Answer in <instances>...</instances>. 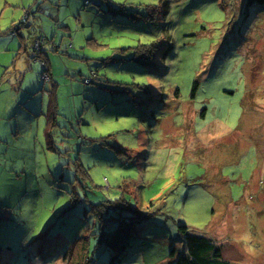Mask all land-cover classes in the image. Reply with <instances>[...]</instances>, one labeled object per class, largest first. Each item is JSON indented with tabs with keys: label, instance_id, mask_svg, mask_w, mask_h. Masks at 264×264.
Returning <instances> with one entry per match:
<instances>
[{
	"label": "rangeland",
	"instance_id": "rangeland-1",
	"mask_svg": "<svg viewBox=\"0 0 264 264\" xmlns=\"http://www.w3.org/2000/svg\"><path fill=\"white\" fill-rule=\"evenodd\" d=\"M90 1L0 0V264H69L92 204L130 223L117 264H174L186 235L264 264V5ZM98 237L77 264L110 262Z\"/></svg>",
	"mask_w": 264,
	"mask_h": 264
},
{
	"label": "trees",
	"instance_id": "trees-1",
	"mask_svg": "<svg viewBox=\"0 0 264 264\" xmlns=\"http://www.w3.org/2000/svg\"><path fill=\"white\" fill-rule=\"evenodd\" d=\"M92 4L96 3L100 6L99 2H93L90 0H86V3ZM248 5H253L254 3L263 4L264 0H248ZM88 6V5H86ZM37 36V35H36ZM36 37L32 39V46L29 51H27L26 46L22 47V52H26L28 54V58L33 61L40 62L42 66V75L41 80L44 83H52L53 79L50 74V68L47 64V61L43 59V54L41 50V42L36 41ZM35 42V43H34ZM38 45L36 46V44ZM34 44V45H33ZM150 54L149 56H151ZM153 58V57H152ZM151 58V59H152ZM148 57L146 58L145 62L147 61ZM97 74L92 72L89 77H85L82 79L83 84L91 85L94 84L97 78ZM55 86V84H53ZM54 94L51 93L48 105V117L52 120L51 127H55L56 123V116H57V105L56 100L53 99ZM55 129V128H54ZM52 151L54 148L51 146L49 147ZM69 167L74 171L76 177H86L87 173L85 168L83 167L79 158H76L74 162L68 164ZM78 181V180H77ZM87 200V199H86ZM91 211L88 214H92L94 217V224L87 230L84 237H77L73 243H71L70 248L67 252H64L63 260L66 262L68 261L69 264H77V261L83 259L84 256L87 255L86 247L91 244V240L93 238L98 239V235H100V244H102V248L108 249L110 252V262L108 260V264H117L122 259V255L125 249V243L128 235V226L130 223H124L123 218L120 217L118 220L120 224L114 231L105 232V228L103 225H106V221L109 218V214L111 213L109 209L105 207L103 204H92ZM103 207V209H102ZM121 216V215H120ZM97 223L99 225H97ZM127 227L125 228V226ZM51 228V227H50ZM49 229L45 230L44 235L49 234ZM180 230L183 234H187V227L182 226ZM2 248L0 247V250ZM174 254V253H173ZM172 254V255H173ZM70 258V260L68 259ZM174 264H229L227 260L224 259L223 249L221 244L214 242L213 240L207 239L205 237L197 236V235H186L185 237V252L183 255H179Z\"/></svg>",
	"mask_w": 264,
	"mask_h": 264
},
{
	"label": "built area",
	"instance_id": "built-area-1",
	"mask_svg": "<svg viewBox=\"0 0 264 264\" xmlns=\"http://www.w3.org/2000/svg\"><path fill=\"white\" fill-rule=\"evenodd\" d=\"M86 5H89V3L87 2ZM38 45V43L36 44V46Z\"/></svg>",
	"mask_w": 264,
	"mask_h": 264
}]
</instances>
